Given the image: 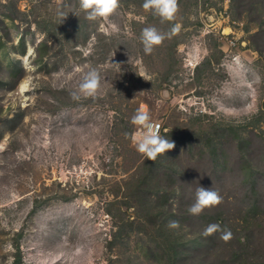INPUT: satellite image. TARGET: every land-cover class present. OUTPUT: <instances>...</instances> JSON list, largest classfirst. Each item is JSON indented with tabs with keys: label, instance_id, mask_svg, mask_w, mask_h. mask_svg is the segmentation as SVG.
I'll use <instances>...</instances> for the list:
<instances>
[{
	"label": "rangeland",
	"instance_id": "374dc122",
	"mask_svg": "<svg viewBox=\"0 0 264 264\" xmlns=\"http://www.w3.org/2000/svg\"><path fill=\"white\" fill-rule=\"evenodd\" d=\"M143 2L89 20L79 0H0V264H264V0H176L171 20ZM145 27L165 37L148 54ZM90 66L100 88L74 99ZM141 106L174 147L127 200L151 162ZM200 186L222 199L193 215Z\"/></svg>",
	"mask_w": 264,
	"mask_h": 264
},
{
	"label": "clouds",
	"instance_id": "9594fccd",
	"mask_svg": "<svg viewBox=\"0 0 264 264\" xmlns=\"http://www.w3.org/2000/svg\"><path fill=\"white\" fill-rule=\"evenodd\" d=\"M119 0H79V9L84 11L85 16L89 20L107 19L118 8ZM142 7L145 10H151L155 15H158L164 20H171L177 11L176 0H144ZM69 13L58 11L57 16L61 23ZM72 14L76 15L75 12ZM176 29L173 28V31ZM164 35L158 32L155 27H145L141 33V43L143 51L148 54L153 51L155 45H159ZM114 63V62H113ZM119 64V63H116ZM100 74L95 67H89L83 74L81 81L78 84L77 90L71 95L74 99H79L80 95L85 97H95L100 88ZM131 122L139 126L138 130L133 134L132 140L139 153H142L148 160L155 161L160 154L174 147V142L168 137L160 134L159 125L151 121L150 114L147 109L141 106L131 117ZM222 197L211 187L200 186L195 192V201L188 208L189 213L199 215L205 208L214 206L221 201ZM169 227H178L177 221H170ZM218 225H209L204 234H210ZM230 232L224 234V239H228ZM11 247V245H9ZM9 257V264H11Z\"/></svg>",
	"mask_w": 264,
	"mask_h": 264
},
{
	"label": "trees",
	"instance_id": "16d2710c",
	"mask_svg": "<svg viewBox=\"0 0 264 264\" xmlns=\"http://www.w3.org/2000/svg\"><path fill=\"white\" fill-rule=\"evenodd\" d=\"M197 132V131H196ZM198 133H200L198 131ZM243 142H246V141H243ZM215 150H217V146L216 144H213L211 146V152H212V156H215ZM160 157V155L157 156L156 160L155 161H152L150 160L151 162H147L145 165V168L146 171L145 173L141 176V177H138L136 179V181H132L130 183H126L125 184V189H126V196L124 198L127 197V200L129 197L133 196L134 194H136L138 191H144V186H142L143 184L145 186L148 185V182L147 180H153L155 179L156 177V173H157V170H158V165H164V163L162 164V162H165L166 159H162V160H158ZM147 179V180H146ZM147 190V189H146ZM160 192H162L160 195L158 192H154L156 196H158L159 198H165L166 197V194H167V190L166 188H161L159 189ZM146 200V203H143V207L145 208L146 212L148 214H151L149 213L151 210H150V204H151V200H148V199H145ZM145 202V201H144ZM160 208V207H159ZM160 213H158L159 215ZM153 215V214H152ZM155 216L154 217H157L156 214H154ZM170 217V216H168ZM169 218H165L164 219V222H162L159 226L157 225L159 231H164L165 230V225H166V222L168 221ZM204 241L203 243L206 241V236H204ZM209 238H207V241L204 243V248H206V246H208L210 243H209ZM158 244H162L163 246L166 245V249H164V253L166 255H169V260L172 261V263L175 261H180L182 260L183 258L184 259H187L189 261V259L191 258V255H186V253H184L182 251L183 247L185 246V244L182 243V236L181 235H177L176 232H171V231H167L166 232V236H163L162 238H160L159 240V243ZM171 256V257H170ZM180 257H182L181 259H179ZM179 259V260H178Z\"/></svg>",
	"mask_w": 264,
	"mask_h": 264
},
{
	"label": "bare ground",
	"instance_id": "6f19581e",
	"mask_svg": "<svg viewBox=\"0 0 264 264\" xmlns=\"http://www.w3.org/2000/svg\"><path fill=\"white\" fill-rule=\"evenodd\" d=\"M25 86V85H24ZM22 88H23V86H22Z\"/></svg>",
	"mask_w": 264,
	"mask_h": 264
}]
</instances>
